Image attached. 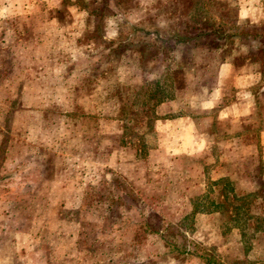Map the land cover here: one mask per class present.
I'll return each mask as SVG.
<instances>
[{"label": "rangeland", "instance_id": "obj_1", "mask_svg": "<svg viewBox=\"0 0 264 264\" xmlns=\"http://www.w3.org/2000/svg\"><path fill=\"white\" fill-rule=\"evenodd\" d=\"M50 1L0 0V264H264V19L237 0ZM225 64L257 79L223 85ZM186 115L208 147L192 159ZM127 225L170 246L141 261Z\"/></svg>", "mask_w": 264, "mask_h": 264}, {"label": "crops", "instance_id": "obj_2", "mask_svg": "<svg viewBox=\"0 0 264 264\" xmlns=\"http://www.w3.org/2000/svg\"><path fill=\"white\" fill-rule=\"evenodd\" d=\"M60 1L61 0H51L50 1L51 7H52V5L57 6ZM237 1H238V3H237L238 6L240 7V12L241 13L243 11H245V13L247 12L246 15L245 14L241 15V18L246 16L247 18H252L253 19L252 22H256V23H259L261 20L264 19V0H237ZM70 3L71 4L68 6L69 11L74 15L75 14L78 15V12L76 11V8H75L76 6L74 5V0H70ZM48 4H49V2H48ZM218 74H219L218 75L219 81L223 85L228 84V85H231L237 89L243 88V86L245 87V85H250L251 82H254L257 79L256 78L257 76L255 77V75L257 73H253V72L240 73L237 70H235L233 68V66L227 65V64H225V66L223 65L219 68ZM241 93H244V90H241L239 92V95ZM220 103H222V101L220 99V95H217V96H213V97H208L207 99L205 98L203 103H202V107L205 110L214 109ZM248 103H249V101H247V103L242 102V101H237V102H235V105H233V107L236 108L237 110H240V108L242 106H246V104H248ZM236 109H234V110H236ZM225 114L227 116H231L233 118H237V117H241V116L246 115V113H240V112H237V114H235L233 112L230 113L229 108L226 109ZM194 116L195 115H188V116L186 115L182 118H178L176 120V124H175L176 129H177V131H176L177 137L186 136L187 138L190 139L191 143L194 144V147H197L196 150H193V151H189L187 149H185L184 151H181V154L185 153L184 155H188L189 157L198 156V155H201V153L203 154L206 151H208V147H206L205 143L196 141L193 134L189 131L190 127L194 126V122H193V119H195ZM209 135L210 134L207 133L205 136L209 137ZM176 142H177V145L179 146V149H182V147L184 145H182V147H181L180 144H178V143H180V141H176ZM231 152L232 151H230V153ZM222 177L229 178V180H231V181L236 180V181L240 182L238 180V178H234L232 176V173L230 171L228 174L221 175L219 178H222ZM241 180H242V178H241ZM199 183H200V181H198L195 184L196 189H197V193H195V194L199 193V187H198ZM193 215H195V216H197V215H212V213H198V212L194 211ZM123 229H125V230H122L119 233L120 234L119 236L122 237L123 241H125L126 244H128V245H132L133 247H136L137 249L144 251L145 257L142 258L141 261H150V260H153L154 258H156V257H154V255H151L149 253V251L151 250V247H152L151 242H153L154 240H156V242L158 244H160V246L162 247L163 251L161 253L165 252L166 247H165V244L162 240V237H163L162 231L158 230L156 232L155 231L148 232L147 234L146 233L144 234L143 238H139V237L136 238V232L137 231L133 226L127 225V227H124ZM138 235H139V233H138ZM185 257L188 258L189 256L187 254H185ZM183 263L188 264V260L185 259L183 261Z\"/></svg>", "mask_w": 264, "mask_h": 264}, {"label": "trees", "instance_id": "obj_3", "mask_svg": "<svg viewBox=\"0 0 264 264\" xmlns=\"http://www.w3.org/2000/svg\"><path fill=\"white\" fill-rule=\"evenodd\" d=\"M260 38H262V36H260ZM258 75V74H257ZM257 75H255V77L257 76ZM189 159H192V157H189ZM227 182L226 180H224V179H220V180H218V181H214L213 182V184L214 185H219V184H221V182ZM219 191H221V190H223V188L221 189V188H219L218 189ZM224 192H226V191H224ZM228 193H235V192H233L231 189H229L228 191H227ZM210 202V205L212 206V207H210L209 208V210L210 209H212V208H214V209H219V208H221V206L219 205V203L216 201V200H211V201H209ZM224 208H226V211H225V213H224V215H228V211H227V209H230L229 211H230V215L232 216V215H234L233 214V211H232V207L231 206H225ZM195 212H198V213H212V212H214V211H212V210H210V211H206V210H195ZM228 217V216H227ZM147 230H148V228H147ZM148 232H153V231H151V230H149ZM156 232V231H155ZM162 240H163V242H164V244H165V246L167 247V246H170V243L168 242V241H166L165 239H164V237H162ZM183 252V251H182ZM184 253V252H183ZM174 255V254H173ZM175 257H177L178 255H174ZM174 258V257H173ZM210 262V261H209Z\"/></svg>", "mask_w": 264, "mask_h": 264}]
</instances>
